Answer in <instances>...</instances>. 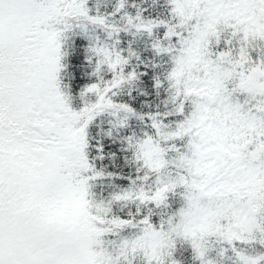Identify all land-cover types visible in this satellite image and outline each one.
<instances>
[{"label":"snow or ice","instance_id":"1","mask_svg":"<svg viewBox=\"0 0 264 264\" xmlns=\"http://www.w3.org/2000/svg\"><path fill=\"white\" fill-rule=\"evenodd\" d=\"M0 264H264V0H0Z\"/></svg>","mask_w":264,"mask_h":264}]
</instances>
